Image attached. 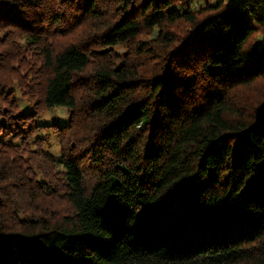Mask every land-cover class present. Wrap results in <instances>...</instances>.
Masks as SVG:
<instances>
[{
  "label": "trees",
  "instance_id": "obj_1",
  "mask_svg": "<svg viewBox=\"0 0 264 264\" xmlns=\"http://www.w3.org/2000/svg\"><path fill=\"white\" fill-rule=\"evenodd\" d=\"M229 1L0 0V264H264V0Z\"/></svg>",
  "mask_w": 264,
  "mask_h": 264
},
{
  "label": "rangeland",
  "instance_id": "obj_2",
  "mask_svg": "<svg viewBox=\"0 0 264 264\" xmlns=\"http://www.w3.org/2000/svg\"><path fill=\"white\" fill-rule=\"evenodd\" d=\"M202 1V0H200ZM209 1H214V0H209ZM228 3L230 1L228 0ZM17 97L20 105V110L23 112H33L34 111V101L31 100L30 98L27 97H22L20 92H17ZM70 112L66 106H55L48 108L42 113L36 122L41 125H50V124H60V125H66L70 121ZM49 135L48 138V145L47 149L50 151L52 154H54L58 159L61 158V144L58 139V137L55 134H52L48 129H46L42 135Z\"/></svg>",
  "mask_w": 264,
  "mask_h": 264
}]
</instances>
